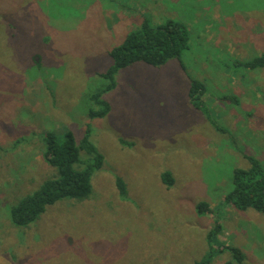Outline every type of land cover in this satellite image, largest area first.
Masks as SVG:
<instances>
[{"label": "rangeland", "instance_id": "374dc122", "mask_svg": "<svg viewBox=\"0 0 264 264\" xmlns=\"http://www.w3.org/2000/svg\"><path fill=\"white\" fill-rule=\"evenodd\" d=\"M144 19L184 23L188 48L119 69L110 110L89 118L111 49ZM263 51L264 0H0V264H194L215 219L236 264H264V214L223 204L233 169L252 157L264 170V67L247 65ZM190 79L205 86L197 106ZM87 125L104 158L90 194L13 225L11 205L56 171L42 135L66 128L78 142Z\"/></svg>", "mask_w": 264, "mask_h": 264}, {"label": "trees", "instance_id": "16d2710c", "mask_svg": "<svg viewBox=\"0 0 264 264\" xmlns=\"http://www.w3.org/2000/svg\"><path fill=\"white\" fill-rule=\"evenodd\" d=\"M189 34L184 23L167 20L161 25L152 26L144 19L137 30L129 32L124 40L110 51L113 63L100 74L103 84L87 96L90 103L86 114L89 118L103 117L110 110L109 103L103 99V94L115 86V74L135 62L157 66L172 58H179L188 48ZM250 67H264V51L247 63ZM205 86L201 82L190 79L188 96L192 104L197 106V100L203 94ZM95 107V108H93ZM59 140L52 132L42 135V156L45 162L56 171L41 185L18 200L9 208V218L13 225L25 227L36 220L45 211L46 206L70 198L83 199L91 192V176L103 164V155L90 139V126L87 125L83 136L76 142L72 131L64 128ZM18 142V141H17ZM84 158L80 157V152ZM249 168H235L232 171V187L223 199L224 206L240 210L253 208L264 214V170L259 162L248 158ZM161 180L167 185L173 183L170 173L163 172ZM120 194L124 193V184L117 179ZM198 213L210 212L205 202L197 204ZM222 224L215 219L207 233L209 252L194 264H210L211 258L218 252L228 250L231 259L224 264L240 263L244 255L240 249L226 245L216 239L221 233Z\"/></svg>", "mask_w": 264, "mask_h": 264}]
</instances>
